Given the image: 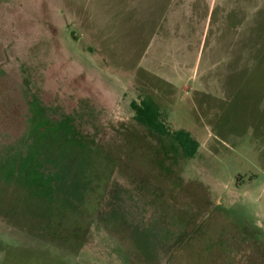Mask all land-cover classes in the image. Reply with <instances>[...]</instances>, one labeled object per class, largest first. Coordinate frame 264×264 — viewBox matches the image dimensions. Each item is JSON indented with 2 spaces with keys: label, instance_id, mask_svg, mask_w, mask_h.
<instances>
[{
  "label": "rangeland",
  "instance_id": "1",
  "mask_svg": "<svg viewBox=\"0 0 264 264\" xmlns=\"http://www.w3.org/2000/svg\"><path fill=\"white\" fill-rule=\"evenodd\" d=\"M0 264H264V0H0Z\"/></svg>",
  "mask_w": 264,
  "mask_h": 264
},
{
  "label": "trees",
  "instance_id": "2",
  "mask_svg": "<svg viewBox=\"0 0 264 264\" xmlns=\"http://www.w3.org/2000/svg\"><path fill=\"white\" fill-rule=\"evenodd\" d=\"M130 105L134 112V120L161 138L171 137L184 156L192 157L197 152L198 142L183 128L171 130L161 117L159 106L151 95H145L139 101L132 100ZM65 131V134L68 135V130L65 129ZM67 141L73 142V136ZM88 183L94 184L88 188L91 189L90 191L98 190L97 181L89 180Z\"/></svg>",
  "mask_w": 264,
  "mask_h": 264
}]
</instances>
